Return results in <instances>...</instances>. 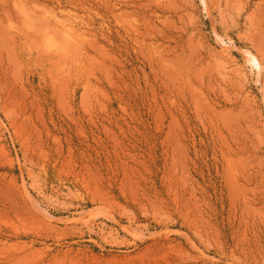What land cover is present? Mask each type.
<instances>
[{"label":"rangeland","instance_id":"obj_1","mask_svg":"<svg viewBox=\"0 0 264 264\" xmlns=\"http://www.w3.org/2000/svg\"><path fill=\"white\" fill-rule=\"evenodd\" d=\"M263 248L264 0H0V264Z\"/></svg>","mask_w":264,"mask_h":264},{"label":"bare ground","instance_id":"obj_2","mask_svg":"<svg viewBox=\"0 0 264 264\" xmlns=\"http://www.w3.org/2000/svg\"><path fill=\"white\" fill-rule=\"evenodd\" d=\"M258 8V7H257ZM263 35V34H262ZM257 46V45H256ZM261 47H262V45H261ZM257 50H258V48H257ZM260 50V49H259ZM260 58V57H259ZM257 60V59H256ZM257 62H258V60H257ZM258 65V64H257ZM260 65V64H259ZM261 67V66H260ZM261 71V70H260ZM226 125V124H225ZM231 126V125H230ZM234 129V128H233ZM232 130V129H231ZM238 133V132H237ZM182 140V139H181ZM230 147V146H229ZM241 148V147H240ZM240 148H239V150H240ZM244 149V148H243ZM241 150H242V148H241ZM229 153V152H228ZM231 154V153H230ZM240 156V155H239ZM236 157V156H235ZM234 157V158H235ZM237 159H239V158H237ZM229 160V159H228ZM227 159H226V161H228ZM234 161V160H233ZM233 161H232V163H233ZM237 161V160H236ZM229 162H231V160L229 161ZM233 165V164H232ZM230 168V167H229ZM230 170H231V168H230ZM228 174H231V173H228ZM233 175V174H232ZM229 176H231V175H228V178H229ZM232 178V177H231ZM230 179V178H229ZM232 180H233V178H232ZM228 181V180H227ZM233 182V181H232ZM236 184V183H235ZM239 185V184H238ZM238 187V186H237ZM234 188V187H233ZM234 189H236V187L234 188ZM248 193H246V195H247ZM233 195V194H232ZM245 195V196H246ZM239 197V196H238ZM247 197H249L248 195H247ZM242 198H244V197H242ZM250 198V197H249ZM246 200H247V198H245ZM250 200V199H249ZM245 201V200H244ZM245 203V202H244ZM250 202L248 201V204H249ZM247 205V204H246ZM247 206H249V205H247ZM251 209V208H250ZM242 211V210H241ZM247 211V210H246ZM251 213V212H250ZM243 217V216H242ZM262 242V241H261ZM259 244H260V241L258 242ZM259 244H258V246H259ZM261 245V244H260ZM263 247V246H262ZM256 248V247H255ZM257 249V248H256ZM264 249V248H263ZM262 250V249H261ZM249 251H250V249H249ZM257 252H259L258 250H257ZM257 252H255V253H257ZM263 253V252H262ZM254 254V253H253ZM260 255H262V254H260ZM264 256V255H263ZM264 259V258H263ZM257 260V259H256ZM255 260V261H256ZM259 262V261H258ZM260 263V262H259Z\"/></svg>","mask_w":264,"mask_h":264}]
</instances>
